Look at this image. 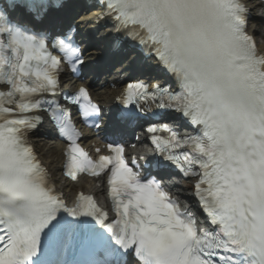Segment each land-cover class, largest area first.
Here are the masks:
<instances>
[{
	"label": "snow or ice",
	"instance_id": "snow-or-ice-1",
	"mask_svg": "<svg viewBox=\"0 0 264 264\" xmlns=\"http://www.w3.org/2000/svg\"><path fill=\"white\" fill-rule=\"evenodd\" d=\"M107 15L136 43L149 49L170 73L178 91L142 83L127 86L124 105L145 97L159 100L196 130L181 138L168 132L153 138L164 159L185 176H195V192L212 230L195 220L155 180H143L124 159L121 146L93 162L76 143L78 133L59 105L40 96L58 95L60 61L51 56L49 40L14 23L0 10V264H45V240L60 233L87 229L100 259L87 264H264V54L245 31L246 8L240 0H99ZM9 7L39 16L44 0H12ZM51 47L65 54L75 72L78 50L67 40ZM65 99L80 105L85 116L99 109L81 88ZM83 102V103H82ZM50 112L62 136L71 142L65 155L67 175H102L109 165V197L117 219L106 223L94 199L81 194L66 209L50 187L46 170L28 146V133ZM179 150H184L180 152ZM196 169H199L197 171ZM89 218L100 225L69 224ZM106 232L108 236H104Z\"/></svg>",
	"mask_w": 264,
	"mask_h": 264
},
{
	"label": "bare ground",
	"instance_id": "bare-ground-1",
	"mask_svg": "<svg viewBox=\"0 0 264 264\" xmlns=\"http://www.w3.org/2000/svg\"><path fill=\"white\" fill-rule=\"evenodd\" d=\"M245 1L249 2L251 7L255 6V3L253 2V0H245ZM256 19H258V18H256ZM259 20H261V19L259 18ZM252 31H253V34L255 36H257L259 34V30L252 28ZM260 49L264 53V46L263 45L260 46ZM108 97H109V95H107V94H103V95L99 96V98L102 100H106V99H108ZM35 149L38 152H40V154L42 155L43 163L47 167V169L53 174V178L58 180V176H59L58 173H59V169H60V156H56L53 159L51 156H52L53 152H56V153L60 152V147L53 145V144H51V145L46 144L45 145L42 140L41 141L38 140V141H36ZM58 183L60 185H62V183L59 182V180H58ZM64 187L71 188L69 185H66V184L64 185Z\"/></svg>",
	"mask_w": 264,
	"mask_h": 264
}]
</instances>
